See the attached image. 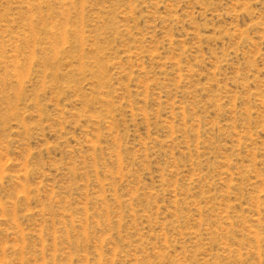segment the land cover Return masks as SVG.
Instances as JSON below:
<instances>
[{"label": "rangeland", "instance_id": "1", "mask_svg": "<svg viewBox=\"0 0 264 264\" xmlns=\"http://www.w3.org/2000/svg\"><path fill=\"white\" fill-rule=\"evenodd\" d=\"M0 264H264V0H0Z\"/></svg>", "mask_w": 264, "mask_h": 264}]
</instances>
